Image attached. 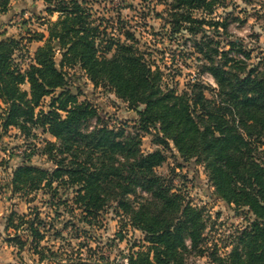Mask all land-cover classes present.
Segmentation results:
<instances>
[{
    "label": "trees",
    "instance_id": "trees-1",
    "mask_svg": "<svg viewBox=\"0 0 264 264\" xmlns=\"http://www.w3.org/2000/svg\"><path fill=\"white\" fill-rule=\"evenodd\" d=\"M42 1L49 16L57 17L48 22L46 35H38L43 43L24 67L15 56L23 53L22 40L0 32V128H15L25 140L37 130L50 135L41 140L40 153L52 167L31 163L39 149L29 143L9 185L19 197L44 191L54 215L46 220L38 209L11 211L3 225L5 232L13 230L8 241L46 264H187L189 255L207 256L213 264H264V52L251 63V52L230 38L229 19L206 18L226 0H163L170 35L192 37L202 62L199 73L215 83L195 76L181 90L165 82L134 31L122 25L119 35L108 31L87 0ZM9 3L0 0V15ZM83 76L135 111L131 127L110 125L96 105L80 100ZM146 134L157 146L149 152L141 148ZM167 151L180 162L163 176L156 169ZM192 161L203 166L216 198L246 221L224 256L207 247L204 209L174 184L175 178L184 180L175 169ZM69 202L78 217L56 228L59 207ZM110 207L142 234L141 243L120 251L119 259L97 252L88 241L80 242L88 255L76 257L43 244L48 233L67 242L68 229L75 239L89 235ZM117 236L124 240L122 232Z\"/></svg>",
    "mask_w": 264,
    "mask_h": 264
},
{
    "label": "rangeland",
    "instance_id": "rangeland-1",
    "mask_svg": "<svg viewBox=\"0 0 264 264\" xmlns=\"http://www.w3.org/2000/svg\"><path fill=\"white\" fill-rule=\"evenodd\" d=\"M92 6L95 18L104 19L108 31L119 35L121 25L124 29L135 32L140 46L149 53L150 59L164 72L165 82L176 86L178 90L185 87L190 78L199 77L203 82L215 86L212 77L199 73L202 62L197 59V54L192 48V37L183 32L170 35L169 28L165 24L164 10L166 5L163 0H87ZM225 7H217L214 14L207 19L221 22L225 17L229 20V33L231 39L240 40L245 48L251 52L250 62H256L260 52H264V0H226ZM161 14L162 16H157ZM200 16V13H196ZM56 14L49 16L45 11L42 0H10L9 10L0 15V32L5 36H12L22 40L24 50L21 55L16 53L17 61L24 67L30 60L34 51L43 41L38 40L39 34L46 35L49 21L55 20ZM122 22V24H121ZM221 33V29H218ZM206 34L215 36L212 27H206ZM215 40H221L219 36ZM82 86L85 95L80 100L87 99L97 106L103 120L112 126H129L137 118L135 111L127 107V104L118 99L112 92L103 88H95L83 76L78 82ZM27 88V86H24ZM48 98L44 104H47ZM3 106V105H1ZM95 124V122H93ZM36 137L25 140L15 128L3 131L0 128V264H46L37 261L36 255L26 251L19 252L15 242L8 241L13 236V230L7 232L3 229L6 216L15 211L18 214H27L32 209H38L43 218L50 220L54 213L47 203L49 195L44 191H37L19 197L10 192L11 172L21 161L23 151L33 143L39 149L32 157L31 163L51 168L52 164L40 153L42 139H51L50 135L37 130ZM157 146L152 142L151 135L142 137L141 148L144 152L152 151ZM31 148H27L29 152ZM167 160L159 166L157 173L163 176L171 175L170 169L175 168L180 159L174 151L166 152ZM184 176L179 182L175 178L174 184L181 188L186 200L193 206L204 209L206 229L204 235L207 239V247L210 250L217 249L219 255L224 256L230 250V242L237 230H241L246 221L242 215H236L232 207L216 198L214 189L207 179L203 166L192 161L182 168H176ZM181 180V178H180ZM66 195L62 196L64 199ZM72 204L60 205L59 217L55 227L61 228L67 219L76 220L78 210L69 211ZM89 235H83L75 239L70 229L63 231L67 242L54 239L47 234V241L43 244L52 246L54 250L65 252L64 257H76L88 255L86 250L80 248V242H87L97 252L108 255L111 258H120L119 252H129L134 244L141 243L142 234L132 228L124 215L118 214L114 207L107 208L101 213L99 222L94 225ZM122 232L124 240L118 239L117 233ZM88 238V239H87ZM69 244V245H68ZM122 260V259H121ZM209 257L189 255L187 264H213Z\"/></svg>",
    "mask_w": 264,
    "mask_h": 264
}]
</instances>
